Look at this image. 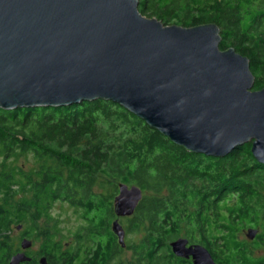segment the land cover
<instances>
[{"label": "trees", "instance_id": "16d2710c", "mask_svg": "<svg viewBox=\"0 0 264 264\" xmlns=\"http://www.w3.org/2000/svg\"><path fill=\"white\" fill-rule=\"evenodd\" d=\"M138 1L142 15L164 26H217L219 49L233 48L246 57L254 77L251 89L264 88V0ZM27 155L38 161L34 174L9 166ZM119 184L136 185L143 193L126 223L129 233L141 235L130 247L140 264H183L168 248L179 237L201 244L216 264H264L240 238L245 229L260 227L253 249L264 250V164L254 159L250 143L222 158L199 155L103 99L0 108V228L22 221L26 202H67L82 211L81 218L103 210L75 239L86 245L87 234L108 235L105 248L97 244L90 259L88 253L82 256L83 264H105L118 244L106 229L111 208L104 204L114 200ZM15 195L20 204L6 207ZM3 241L1 262L7 256ZM57 253L61 264H71L70 249Z\"/></svg>", "mask_w": 264, "mask_h": 264}, {"label": "water", "instance_id": "95a60500", "mask_svg": "<svg viewBox=\"0 0 264 264\" xmlns=\"http://www.w3.org/2000/svg\"><path fill=\"white\" fill-rule=\"evenodd\" d=\"M138 2L0 0V108L109 100L190 152L222 158L250 143L264 164V88L251 89L249 60L219 49L214 24L164 26ZM142 196L119 184L114 212L130 216ZM112 230L123 246L122 227L115 221ZM187 243L172 241L173 254L215 264L205 247Z\"/></svg>", "mask_w": 264, "mask_h": 264}, {"label": "flooded vegetation", "instance_id": "af4514ba", "mask_svg": "<svg viewBox=\"0 0 264 264\" xmlns=\"http://www.w3.org/2000/svg\"><path fill=\"white\" fill-rule=\"evenodd\" d=\"M117 195V193H116ZM115 195V196H116ZM115 198V197H114ZM59 201L55 202H39V203H34V202H26L23 204L25 206V211H23V219L21 222H11L8 224V226H1L0 230V239L4 240L6 246V254L5 260L2 262L0 261V264H11L12 260L14 257L21 255L23 261L18 263V264H61L60 261V254L57 252H65L68 249L71 250V257L72 261L71 264H83V257L84 253H88L87 257L90 259L94 252H96L97 244H100V248L103 249L107 246L108 244V235L103 234V235H95V234H87L85 236V239L88 240V243L86 245H82L81 243L79 244L76 242L75 236L77 231H88V221L95 216V219H99L100 216H103L104 212L98 211V212H91L89 216H86L85 218H81V212L79 209L70 206L67 202L69 208L73 209L75 212L79 213V216L81 220L84 222L81 227L73 230L69 235H70V240L62 243L61 240H56V233H57V227L55 223L51 222V215L50 209L52 208L53 205H55ZM60 203V202H59ZM4 204V203H2ZM20 203H5L6 207H14ZM105 206H110L111 208V216L109 217L107 214L106 218V229L109 231L110 234L113 235V237L116 239L118 247L114 251V255L111 257V259L108 260L107 263L105 264H125L123 259H121V255L123 252V249L127 246L126 243L124 242V245L121 246V244L118 242V237L114 234L112 230V223L117 222L123 229L124 231V236L126 235L127 232V226L126 227L123 225L122 221L131 218L135 214V210H133V213L130 216H117L114 208V201H112L109 204H104ZM34 206H37V209L34 208ZM35 209V210H34ZM44 220V226L39 227L38 223L41 222V220ZM15 226V231L17 233V236L11 235V233H8V230H12V226ZM109 226V227H108ZM252 229L256 230V234L252 235L249 233V236H247V230ZM248 229H245L242 231L245 233L244 241H246L247 245H249L251 251H252V258L258 259L261 257H264V250L261 248L258 249H253L254 244L256 243V237L261 231L260 227L254 228V227H249ZM12 232V231H11ZM43 238V242L40 244L38 249L35 246V241L34 238ZM180 238V237H179ZM185 238V237H182ZM187 239V238H185ZM125 240V238H124ZM176 240V239H175ZM174 241V240H172ZM170 241L168 243V248L169 252L172 256H174L177 261H180V263L183 264H193L192 257L188 258H182L175 256L172 252V249L170 248ZM188 243L187 246L191 245H201L197 242H190L189 239H187ZM85 248V251L83 250ZM130 250V249H129ZM259 250H263L262 255H258L255 257V252H258ZM133 252V250H130ZM134 254V252H133ZM136 257L137 263H139V259L137 256L134 254ZM213 260V259H212ZM215 262V260H214ZM140 264V263H139ZM216 264V262H215Z\"/></svg>", "mask_w": 264, "mask_h": 264}, {"label": "rangeland", "instance_id": "374dc122", "mask_svg": "<svg viewBox=\"0 0 264 264\" xmlns=\"http://www.w3.org/2000/svg\"><path fill=\"white\" fill-rule=\"evenodd\" d=\"M143 15L146 18H151L148 13H143ZM173 24V23H171ZM38 161L35 160L32 155H27L25 157H21L16 161H10L9 166L11 167H21L24 173L28 175H32L36 172V169L38 168ZM28 183V180L26 181V184ZM28 185V184H27ZM104 187H106L104 185ZM25 197L28 199L31 198V192L28 191V189L25 190ZM20 195H15L10 199L9 203H19ZM0 199H2V196L0 195ZM60 202V203H59ZM57 202L55 205L52 206L50 209V215H51V222L56 224L57 227V233H56V240H61L62 243H65L70 240V233L81 227L83 225V221L81 220L79 213L75 212L73 209L69 208L66 203H63L61 201ZM123 225L126 227L127 221H122ZM39 227L44 226V220L42 219L41 222L38 223ZM15 226H12V232L8 230V233H11L13 236H17V233L15 231ZM245 233H241L240 238H244ZM141 235H135L133 233L126 232V235L124 236L126 243V247L123 249L121 259H123L125 264H139L137 263L136 257L134 256L133 252L130 251L131 244L134 243V241H138L140 239ZM35 246L38 249L40 244L43 242V238H34ZM263 250H259L258 252H255V257L258 255H262Z\"/></svg>", "mask_w": 264, "mask_h": 264}, {"label": "bare ground", "instance_id": "6f19581e", "mask_svg": "<svg viewBox=\"0 0 264 264\" xmlns=\"http://www.w3.org/2000/svg\"><path fill=\"white\" fill-rule=\"evenodd\" d=\"M116 104V103H115ZM118 105V104H117ZM120 107V106H119Z\"/></svg>", "mask_w": 264, "mask_h": 264}]
</instances>
